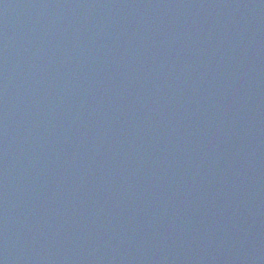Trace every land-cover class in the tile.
<instances>
[{"label": "water", "instance_id": "water-1", "mask_svg": "<svg viewBox=\"0 0 264 264\" xmlns=\"http://www.w3.org/2000/svg\"><path fill=\"white\" fill-rule=\"evenodd\" d=\"M0 264H264V0H0Z\"/></svg>", "mask_w": 264, "mask_h": 264}]
</instances>
